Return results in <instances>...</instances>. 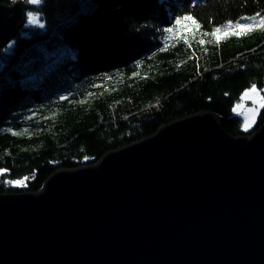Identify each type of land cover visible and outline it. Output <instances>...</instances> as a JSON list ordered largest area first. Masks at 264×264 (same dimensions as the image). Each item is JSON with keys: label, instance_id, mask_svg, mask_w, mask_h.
<instances>
[{"label": "trees", "instance_id": "obj_1", "mask_svg": "<svg viewBox=\"0 0 264 264\" xmlns=\"http://www.w3.org/2000/svg\"><path fill=\"white\" fill-rule=\"evenodd\" d=\"M28 11L45 27L25 23L0 48V193L37 191L60 168L199 111L234 136L263 122L264 107L244 131L233 107L264 87V25H228L264 18V0H42Z\"/></svg>", "mask_w": 264, "mask_h": 264}, {"label": "water", "instance_id": "obj_2", "mask_svg": "<svg viewBox=\"0 0 264 264\" xmlns=\"http://www.w3.org/2000/svg\"><path fill=\"white\" fill-rule=\"evenodd\" d=\"M29 4L0 3V48ZM199 111L0 193V264H264V119L227 133Z\"/></svg>", "mask_w": 264, "mask_h": 264}, {"label": "snow or ice", "instance_id": "obj_3", "mask_svg": "<svg viewBox=\"0 0 264 264\" xmlns=\"http://www.w3.org/2000/svg\"><path fill=\"white\" fill-rule=\"evenodd\" d=\"M25 2L30 3V4H40L42 2V0H25ZM257 15L259 16V14H257ZM27 17H28V23L30 25H37L41 29L45 27V25L41 22V17H39L38 14H34L33 12L30 11ZM183 19L184 20H192L193 18L191 16H185ZM241 21H244V22L242 23L240 21H237L235 23V25H232L231 22H229L228 28H234L237 32H239V31L244 30V29H251L255 23H259L260 25H264V18H260L257 21L256 17H241ZM176 23L180 24L181 21L177 20ZM221 30L222 29L219 27L215 28L214 34L220 33ZM168 31L171 32L172 29H168ZM201 43H203V41H201ZM9 47H11V45H9ZM250 93L258 94L256 84H252L250 90H246L243 93V96L241 99L249 97ZM240 107H242V106L237 105V109ZM261 107H264V100L261 101ZM237 109H234V111H236ZM248 111L255 113L257 111V109L251 108V109H248ZM250 124H251L250 118L248 116H245V121H244L245 128L247 129V127H249ZM27 179H28V177H25L23 180L10 181V183H13L15 185H23Z\"/></svg>", "mask_w": 264, "mask_h": 264}, {"label": "rangeland", "instance_id": "obj_4", "mask_svg": "<svg viewBox=\"0 0 264 264\" xmlns=\"http://www.w3.org/2000/svg\"><path fill=\"white\" fill-rule=\"evenodd\" d=\"M27 12H29V11L27 10ZM27 12H26V14H27ZM25 23H28L27 15H26V19H25L24 24ZM250 88H248L246 90H250ZM257 92H258V94L250 93V96L246 97L244 99H241L243 96V93H242L239 100L235 103V105L233 107V113L240 116L242 119V129L244 131H248L254 126L256 119L258 117V114H259L260 110L263 108V107H261V101L264 100V87L262 89L257 88ZM237 105H241L242 107L237 109ZM251 108H256L257 111L255 113L249 112L248 109H251ZM234 109H237V110L234 111ZM245 116H248L251 120V124L249 127H247V129L245 128V125H244Z\"/></svg>", "mask_w": 264, "mask_h": 264}, {"label": "clouds", "instance_id": "obj_5", "mask_svg": "<svg viewBox=\"0 0 264 264\" xmlns=\"http://www.w3.org/2000/svg\"><path fill=\"white\" fill-rule=\"evenodd\" d=\"M17 2V0H12V3L15 4ZM29 12H27V16H28Z\"/></svg>", "mask_w": 264, "mask_h": 264}]
</instances>
